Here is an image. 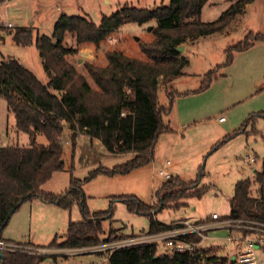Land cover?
<instances>
[{
    "label": "rangeland",
    "instance_id": "1",
    "mask_svg": "<svg viewBox=\"0 0 264 264\" xmlns=\"http://www.w3.org/2000/svg\"><path fill=\"white\" fill-rule=\"evenodd\" d=\"M170 1H7L1 7V18L10 22L13 28L1 27L0 57L14 58L40 82L46 83L42 60L35 45L22 46L13 41L12 35L17 29L30 30L33 38L37 35L51 37L56 15H86L98 24L102 16H110L125 6L153 10L167 6ZM230 4L226 0H208L201 9L200 20L205 23L216 20ZM63 7H66L65 11L59 13ZM155 27L154 21L142 25L126 23L111 33L98 49L91 44L81 45L77 53L67 60L94 87L83 67L84 63L105 66V52L110 50L121 51L127 57L146 61L147 57L140 51L139 43H149L153 39L152 31ZM250 32L264 36V0H256L247 5L244 13L237 16L226 29L189 41L184 50L179 52L187 60L182 68L183 75L169 85L160 84L158 90L161 106L168 105L171 89L179 93V96L175 98L171 113L164 118L170 131L160 136L153 163L128 175L97 176L85 181L95 169H111L125 163L130 156L109 154L98 143H90L79 137L73 146L69 131L64 129L61 136L64 170L54 173L40 189L56 195L63 194L70 187L72 173L74 179L82 182L84 205L90 213L112 209L111 227L115 232L114 237H118L112 242L121 244L145 235L149 231L150 221L146 216L129 213L122 202L111 204V198L134 195L143 204L153 205L157 202L154 194L162 182L156 177V170L169 161L172 178L184 183H197L199 188L204 187L207 191L200 199L183 200L185 205L179 210L162 209L153 218L158 223L172 226L184 220H204L212 214L224 220L229 214L228 201L233 195L236 182L245 179L253 181L255 171L261 169L264 161V118L257 115L264 113V42H255L248 50L235 53L232 63L226 65L225 51L243 43ZM63 45L76 47L70 34L64 38ZM209 72H214V78L202 89ZM220 118H224V122H219ZM35 142L46 144L42 135H38ZM30 143L28 134L16 131L14 117L8 112L4 99L0 98V147H27ZM250 158L254 162L250 163ZM82 219L79 205L65 211L55 204L32 198L11 215L1 238L6 243L25 245L36 254H48L41 264H107L109 250L74 256L67 255L70 251L64 248H37L47 247L54 239L57 244L62 243L68 224ZM103 226L107 230L109 223L105 222ZM206 235L208 238L197 249L212 248L217 255L235 260L233 247L235 240L242 237L240 232L219 228ZM228 238L232 240L229 242ZM158 246L159 253L169 251L163 244ZM263 246L264 243L256 246V253L258 261L264 264Z\"/></svg>",
    "mask_w": 264,
    "mask_h": 264
},
{
    "label": "trees",
    "instance_id": "2",
    "mask_svg": "<svg viewBox=\"0 0 264 264\" xmlns=\"http://www.w3.org/2000/svg\"><path fill=\"white\" fill-rule=\"evenodd\" d=\"M231 4L212 22H202L200 13L208 0H171L167 6L153 10L123 7L110 16H102L94 23L88 16L62 14L53 25L51 37L32 36L30 30L17 29L13 41L22 46L34 44L42 60L46 83L12 57H0V98L14 117L17 132L31 138L27 147H0V240L11 215L26 201L39 198L45 203L69 211L79 205L83 219L70 222L65 240L57 244L54 239L41 249H80L109 243L117 239L111 227L113 212L90 213L84 205L82 182L70 176V187L63 194L43 192L40 188L54 173L64 170L61 136L64 129L70 133L72 145L78 133L98 139L105 151L112 155H129L123 164L111 169L99 167L90 172L85 181L97 176L115 177L128 175L147 166L154 157V150L161 135L170 131L164 123L173 108L175 90L168 93V105L161 106L158 99L160 84L169 85L183 75L187 60L177 47L201 36L212 35L226 29L247 5L256 0H226ZM156 23L153 39L139 43L146 61L125 56L121 51L105 52L106 65L84 63L83 67L94 83L77 72L67 60L77 53L81 45L91 44L95 49L113 32L126 23L138 25ZM70 34L74 47L63 45ZM255 42H264V36L248 33L243 43L229 47L226 65H230L235 53L251 48ZM214 78V72L206 76L205 89ZM264 118V113L257 114ZM42 135L46 144L35 142ZM227 138L224 139L226 141ZM223 141V142H224ZM70 172L72 167L69 168ZM207 189L197 183H184L178 179L162 183L154 194L157 202L143 204L136 196H115L113 202H122L127 211L146 216L150 221L148 233H158L175 226L158 223L153 217L162 209L174 211L182 208L183 200L200 199ZM229 214L225 220L239 223L235 228L244 238L255 232L246 227L251 223L264 224V161L255 171L253 181L236 182L228 201ZM109 223L104 229L103 224ZM232 230V229H231ZM104 236V237H102ZM187 241L199 242L197 236H185ZM264 251V246H263ZM48 256L22 252L0 251V264H41ZM107 264H236L235 260L219 256L212 248L192 252L159 253L157 244L124 247L111 252Z\"/></svg>",
    "mask_w": 264,
    "mask_h": 264
},
{
    "label": "built area",
    "instance_id": "3",
    "mask_svg": "<svg viewBox=\"0 0 264 264\" xmlns=\"http://www.w3.org/2000/svg\"><path fill=\"white\" fill-rule=\"evenodd\" d=\"M7 1L11 0H0V30L1 27L13 28V25L10 22H6L1 18V7ZM219 122H224V118H220ZM250 163L254 162V159L250 158ZM171 167V163L169 161L165 162V164L156 170V177L161 179V183L168 182L172 180V176L169 172V168ZM253 227H246L250 230H253L255 233V238H247L245 240V247L243 252L235 258L236 264H263L262 261H258L256 246L264 243V224L260 223H251ZM219 228H226L227 230L241 228L239 223L233 222L231 220H220V217L217 214H212L204 220L199 221H180L176 224V226L168 231L158 232V233H146L143 236L134 237L132 239L127 240V242L117 244L114 242L102 243L97 246H92L88 248H80V249H66L70 252L67 255L71 254L74 256L93 254V252H103L105 250H109V255L114 250L142 245V244H163L170 252H192L195 248H197L200 243L206 240L208 237L206 233H209L211 230H216ZM185 236H197L199 238V242H190L187 241ZM232 239L228 238L230 242ZM260 248V247H259ZM41 249V248H40ZM47 250V249H44ZM0 251H12V252H22L28 254H36L32 252L30 248L25 245L11 244L6 243L0 240ZM37 255H45L48 254L37 253ZM108 255V257H109ZM108 257L106 259H108Z\"/></svg>",
    "mask_w": 264,
    "mask_h": 264
},
{
    "label": "crops",
    "instance_id": "4",
    "mask_svg": "<svg viewBox=\"0 0 264 264\" xmlns=\"http://www.w3.org/2000/svg\"><path fill=\"white\" fill-rule=\"evenodd\" d=\"M64 8H66V7H63L62 9H61V12H59V13H62V11L64 10L65 11V9ZM69 10H71L72 11V9H69ZM58 11H60L59 9H58ZM66 15V14H65ZM61 15H56V17H55V22L57 21V19L60 17ZM67 16H79V15H75L74 13L73 14H71V13H67ZM54 22V23H55ZM94 23H96V22H94ZM97 24V23H96ZM184 47H185V45H184ZM165 123V122H164ZM68 131V130H67ZM83 138V139H86V140H89L90 141V143H98L99 145H100V147H101V149H103L104 151H105V149H104V147L102 146V144H101V142L98 140V139H92V138H90V137H88L86 134H84V133H78L77 134V138ZM156 146H157V144H156ZM156 148V147H155ZM156 150V149H155ZM155 150H154V153H155ZM118 156H121V157H129V155H118ZM151 163H153V159H152V161H151ZM170 169V168H169ZM133 172V171H132ZM162 184V183H161ZM249 236H245L244 238L243 237H240V239H238L237 238V241L235 240V247H233L234 249V257L236 258V257H238L242 252H243V250H244V247H245V240L248 238ZM204 244V243H203ZM202 244V245H203ZM219 256H221V255H219ZM43 263V262H42Z\"/></svg>",
    "mask_w": 264,
    "mask_h": 264
},
{
    "label": "water",
    "instance_id": "5",
    "mask_svg": "<svg viewBox=\"0 0 264 264\" xmlns=\"http://www.w3.org/2000/svg\"><path fill=\"white\" fill-rule=\"evenodd\" d=\"M176 50L178 52H182L184 50V46L183 45L182 46H179V47L176 48Z\"/></svg>",
    "mask_w": 264,
    "mask_h": 264
}]
</instances>
